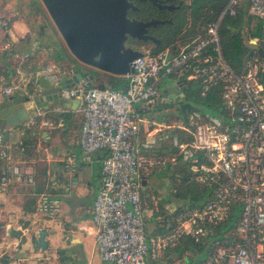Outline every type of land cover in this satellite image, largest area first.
Wrapping results in <instances>:
<instances>
[{
  "label": "built area",
  "instance_id": "built-area-1",
  "mask_svg": "<svg viewBox=\"0 0 264 264\" xmlns=\"http://www.w3.org/2000/svg\"><path fill=\"white\" fill-rule=\"evenodd\" d=\"M243 1L229 0L203 35L177 50L167 48L154 55L141 51L142 57L132 62L133 72L124 76L122 90L87 87L80 82L60 92L64 99L80 101L83 120L79 147L83 159L106 153L90 219L96 253L103 263L145 264L147 257L158 260L169 246L183 239L199 243L237 214L231 238L208 241L203 264H264V65L254 57L241 74L235 73L220 54L218 37L221 20L237 17ZM244 2L252 18L264 19V0ZM61 76L51 66L30 74L20 65L7 82L0 80V94L33 100L41 91V83L54 87ZM165 78H173L183 87L186 82L200 81L202 98L212 88H220V103L211 108L212 115L194 111L171 124L151 121L153 134L142 143V109L157 104L158 87ZM46 114L36 107L32 118L16 130L27 131L37 123L52 127L53 123L44 120ZM61 121L56 125L62 126ZM166 140L179 153V161L172 158L169 164L187 171L207 196L194 206L172 207L168 214L173 215V225L164 234L148 238L146 218L158 210L159 199L149 195L150 208L142 198L141 183L161 163L142 154L141 148L151 150ZM9 150L0 132V160H10ZM75 169L76 158L71 157L65 171L70 175ZM20 175L21 169L11 166L1 179L0 189L4 190L8 177ZM36 205L37 212L50 219L61 210L60 199L48 193L39 194ZM1 217L0 213V221ZM234 234L239 237L233 239ZM45 261L33 264H47Z\"/></svg>",
  "mask_w": 264,
  "mask_h": 264
},
{
  "label": "crops",
  "instance_id": "crops-1",
  "mask_svg": "<svg viewBox=\"0 0 264 264\" xmlns=\"http://www.w3.org/2000/svg\"><path fill=\"white\" fill-rule=\"evenodd\" d=\"M37 4V8L44 9L41 1H37ZM15 5V2H0V22L6 24L7 28L4 37L0 36V80L7 82L20 65L25 73L34 74L44 67L51 66L61 75L67 74L70 77L76 69L72 68L71 55L64 42L62 46L65 51L62 49L61 53L63 58L57 53H50L38 40L32 42L35 35L30 31L28 23L17 16ZM50 25L52 28L47 25L41 29V25L38 26L41 32L35 37L40 40L49 29L57 32L52 21ZM57 38L62 40L58 32ZM18 43L31 45L32 51L35 52L13 55V44ZM25 55L29 57L22 61ZM41 85L42 91L48 84ZM59 97L62 98L60 94ZM4 98L0 94V104L4 102ZM65 100L63 105H59L58 101L53 102L47 110L43 109L44 104L38 106L46 111L44 120L53 123L52 127L37 123L26 135H21L16 129L9 130L7 141L11 160H0V185L3 175L11 166H18L21 175L8 177L4 190L0 189V264L5 259L9 260V264H33L40 259H45L49 264H105L96 253L95 229L90 219L106 153L98 152L89 159H83L79 147L83 120L81 104L77 99ZM166 109L161 110V106L157 104L142 109V143L149 134H153L149 126L151 121L156 123V111L161 114L163 111L166 113ZM58 120H62V126L56 125ZM171 123L174 122H168ZM23 139L26 144L22 147ZM173 149L166 140L158 143L154 149L147 150L142 147L141 151L142 154L155 157L162 154L169 161ZM71 157L76 158V169L67 175L65 165ZM151 175L142 180L145 186L147 182L154 183ZM28 178L32 179L31 183L27 182ZM41 193H48L60 199L61 210L55 218L50 219L37 212L36 200ZM146 197L144 196L145 199ZM163 211L167 212L161 204L157 211H152L146 218L148 238L166 232L165 223L159 214ZM39 231L47 233L45 241L48 247L45 252L35 247ZM184 254L191 252L185 251ZM191 257L192 260L182 257L183 262L194 264L196 256L191 254ZM165 262L175 264L176 260L168 257Z\"/></svg>",
  "mask_w": 264,
  "mask_h": 264
},
{
  "label": "water",
  "instance_id": "water-1",
  "mask_svg": "<svg viewBox=\"0 0 264 264\" xmlns=\"http://www.w3.org/2000/svg\"><path fill=\"white\" fill-rule=\"evenodd\" d=\"M139 3L149 2L158 6V0H138ZM41 3L50 17L52 24L62 38L72 57L82 65L114 77H124L133 72L132 62L142 57L143 53L125 47L128 38L140 41L151 40L156 44L159 41L147 36V30L164 24L156 20L142 22L127 17L128 11L136 12L133 1L106 0V1H75L73 8L67 9L61 1L41 0ZM249 53L245 56L243 65L246 66L253 53L263 61L264 65V40L260 43L251 41L246 44ZM92 76L83 77L81 71L73 70L72 75L61 76L60 82L55 85H47L33 100L23 97L4 98L0 104V132L5 140L9 138V130L18 129L23 122L35 112V108L43 105L47 110L55 101L63 105L66 100L60 99L61 91L71 89L80 82L90 86ZM174 92L162 93L157 105L169 106L173 102H180L184 98V88L180 82H176ZM180 172L182 167L174 168ZM142 187L145 183H141ZM45 231L38 232L35 247L41 252L47 250ZM1 264H9L5 259Z\"/></svg>",
  "mask_w": 264,
  "mask_h": 264
},
{
  "label": "trees",
  "instance_id": "trees-1",
  "mask_svg": "<svg viewBox=\"0 0 264 264\" xmlns=\"http://www.w3.org/2000/svg\"><path fill=\"white\" fill-rule=\"evenodd\" d=\"M187 3L186 10L183 13V17H173V23L174 26H167L168 33L165 36H162L161 38V45L159 47H156L155 49H151L150 51H146L150 55L157 54L167 48H170L171 50H177L181 46L185 45L187 42L192 40L193 38L203 35L205 33L206 27L209 23L216 21L218 16L221 14V12L226 7L229 0H183ZM136 12L131 13L132 19L142 21V22H148L155 18V15L152 11V8L149 3L142 4L137 3L136 4ZM251 17V16H250ZM252 18V17H251ZM250 19V18H249ZM249 19L244 18V14L240 13L237 17L232 18L225 16L223 20H221L219 29H218V37H219V47H220V54L226 64L237 74H241L244 65L243 61L245 56L249 53V50L246 46L245 39L242 36V32L245 28H248V24H250ZM263 26L257 25L252 33L248 36V39H261L262 37V31ZM257 57L256 53H253L250 57V59ZM260 62L262 63V60L260 59ZM76 69V68H73ZM78 70V69H77ZM81 71V70H79ZM83 77L92 76V80L90 82L89 87H96L98 89H115V90H122L123 87L126 85V79L124 77H114L109 76L106 78V82H103L104 77H100V74L92 69H87L85 71H81ZM198 87V94L201 86L200 81H191L186 82L184 85V91L186 92L191 86ZM220 88H212L211 91L208 93L206 98H202L200 96V99H202L206 105L207 108H212L214 106L219 105L220 103ZM162 108H166L165 106ZM180 115H185L187 113H192L195 110L187 107V106H181L178 109ZM178 113V115H179ZM178 119L182 120L180 116ZM32 130V129H30ZM30 130L27 131H18L21 135L29 134ZM7 141V140H6ZM8 143V141H7ZM26 143H22V147ZM155 152V151H154ZM149 156V155H145ZM152 156V155H150ZM153 157L159 161L154 155ZM172 158H175L177 161H179V153H177V150L174 149V152L172 153ZM169 159V161H170ZM11 160V158H10ZM168 161V162H169ZM174 167V166H172ZM158 170L155 169L154 172ZM183 170H181L179 173H182ZM152 172V173H154ZM196 183L189 179L188 177H183L181 179V184L179 185L177 191H175V200H182L185 203H188L190 206H194L196 203L203 202L207 196L206 190L203 188H200L198 185H195ZM198 186V187H197ZM200 190H199V189ZM153 195V194H150ZM156 197V196H155ZM142 198L144 199V196L142 195ZM146 201L149 204L150 208H153L150 205L149 196H147ZM160 204V200H159ZM159 214L163 215L164 217H168L170 220L166 222V231L170 228V226L173 225V215L164 214L163 212H159ZM237 214H234L230 216V219L220 224L218 227L211 230L210 235H206L201 239L199 243H194L190 239H183L179 241L174 246H169L166 250L172 252L175 251L180 255V258H182L185 251L191 252V254L196 256L198 253L201 252L204 248L207 250L208 241L211 240V238H217V239H225V238H231V234L234 233V224L236 221ZM146 235H147V226H146ZM238 235L233 236V239L238 238ZM205 250V251H206ZM192 259V257H191ZM190 260V259H189ZM203 261L196 262L195 264H203Z\"/></svg>",
  "mask_w": 264,
  "mask_h": 264
},
{
  "label": "rangeland",
  "instance_id": "rangeland-1",
  "mask_svg": "<svg viewBox=\"0 0 264 264\" xmlns=\"http://www.w3.org/2000/svg\"><path fill=\"white\" fill-rule=\"evenodd\" d=\"M36 1V4H35ZM2 3H11L15 2V12L17 13V16L20 19L25 20L29 25L30 31L35 35L38 36L41 32L40 28L38 26L41 25V29L43 27H46L47 25L51 27V20L49 21V16L47 12L44 9L37 8V0H0ZM241 13L244 14L245 19H249L250 24H248V28H245L242 32V36L245 39L246 44L250 43L251 41H255L254 39H248V36L250 33H252L256 27V21L254 18H251L250 15L247 12V5L244 3V1L241 3ZM5 24V22H4ZM54 26V25H53ZM52 28V27H51ZM47 32L45 33V36L41 38L40 40L37 39L35 36L32 37V42L38 40L39 44L42 45L44 48L48 49L50 53L55 54L57 53L60 58H63L61 56V53H63V41L59 40L57 38V32L53 31L51 29L46 30ZM1 37L3 38L4 35L2 34ZM3 45V42H2ZM128 45V43H127ZM63 49V50H62ZM140 51H150V48H140L138 49ZM24 52H28L29 54H33L35 51H32L31 45H28L26 43H18L16 45L13 44V49L12 53L13 55L15 54H22ZM60 52V53H59ZM83 70H87V68H83ZM100 74V77H104L103 82H106V78H108L111 75L104 74L101 72H98ZM175 84L176 81L173 78H165L162 80L161 85L158 87L159 88V93H164V92H174L175 91ZM184 98L180 102H173L166 108V113L163 111V113L159 114L158 111L155 113L156 119L155 122L158 124L162 123H168L170 122H177L178 117L180 115L178 109L179 107L187 106L195 112H201V113H208L209 115L213 114V111L210 108H207L204 101L200 99V96L198 94V87L191 86L186 92L184 91ZM177 94V93H176ZM164 106H161V110ZM179 113V115H178ZM189 113L180 116L181 119H185L186 116ZM174 152V149L171 151V153ZM161 165H159L158 170H156L154 173H152V177L154 178V183H149L147 182L146 186L142 187L141 193L143 196H149L150 194L155 195L159 200L160 204L159 205H164L165 209L167 212L164 211V214H168V211L172 208H181L184 205H188V203L183 202L182 200H175V191H177L178 187L180 188L181 184V179L183 177H188L190 179V174L187 171H182V173H178L174 170V167H172L168 160L165 159L164 155L159 154L158 157H156ZM167 160V161H166ZM146 177V176H144ZM198 187V186H197ZM199 189V188H198ZM200 190V189H199ZM163 217V215L161 214ZM161 217V219H163ZM169 217V216H168ZM164 217L162 220L165 224L170 220L169 218ZM166 226V225H165ZM206 248L201 250L200 253L196 255V259L194 260V264L196 262L203 261L206 256ZM183 258L187 257L188 259H191V254H183ZM170 257L172 260H176L175 264H187L183 262V259L180 258V255L175 252H168L167 250H164V252L160 255L158 260H151L150 257H147L145 260V263L147 262L148 264H166L165 259ZM47 264L48 261H46Z\"/></svg>",
  "mask_w": 264,
  "mask_h": 264
},
{
  "label": "flooded vegetation",
  "instance_id": "flooded-vegetation-1",
  "mask_svg": "<svg viewBox=\"0 0 264 264\" xmlns=\"http://www.w3.org/2000/svg\"><path fill=\"white\" fill-rule=\"evenodd\" d=\"M37 1H41V0H37ZM52 1H61V4L64 7H66L67 9H69V8L72 9L75 1H84V0H52ZM85 1H106V0H85ZM127 1H133V5L135 7H136V4L138 3L137 2L138 0H127ZM146 3H149V2H146ZM146 3H142V4H146ZM149 4H150L152 11L155 15V18L152 20H156L158 22H163L164 24H158L156 27H152V28L150 27L147 30L146 35L158 40L159 44H156L155 42H153L151 40L140 41V40L128 38L124 43L125 47L131 48V49H134L137 51H140V50H138L140 48H150V50H151V49H155L156 47H159L161 45L162 36H165L169 32L167 29V26H171V27L174 26V23L172 22L173 17H181L183 15V13L185 12L186 6H187V3L183 0H158V2H157L158 6H153L151 3H149ZM131 13H134V11H131V10L128 11L127 17L129 19H132ZM255 21H256V26L261 24V26L264 27V19L255 20ZM5 25H3L4 29H2V31L0 29V36L7 31V28ZM254 40L258 43H260L261 41L264 40V28L262 31L261 39H254ZM127 43H128V45H127ZM68 52H69V50H68ZM70 57H71L70 62H71L72 68H76L78 70H81L82 72L84 71L83 68L90 69V68L82 65L81 63H79L77 60H75L72 57V55Z\"/></svg>",
  "mask_w": 264,
  "mask_h": 264
}]
</instances>
